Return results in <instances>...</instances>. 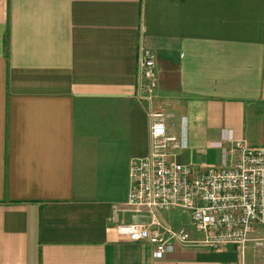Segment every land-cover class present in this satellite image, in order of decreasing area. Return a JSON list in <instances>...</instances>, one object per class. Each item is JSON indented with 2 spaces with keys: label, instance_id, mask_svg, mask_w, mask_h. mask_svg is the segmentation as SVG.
<instances>
[{
  "label": "crops",
  "instance_id": "crops-1",
  "mask_svg": "<svg viewBox=\"0 0 264 264\" xmlns=\"http://www.w3.org/2000/svg\"><path fill=\"white\" fill-rule=\"evenodd\" d=\"M154 113L193 172L220 141L264 146V0H0V264H264V239L154 258L118 232Z\"/></svg>",
  "mask_w": 264,
  "mask_h": 264
},
{
  "label": "built area",
  "instance_id": "built-area-1",
  "mask_svg": "<svg viewBox=\"0 0 264 264\" xmlns=\"http://www.w3.org/2000/svg\"><path fill=\"white\" fill-rule=\"evenodd\" d=\"M156 53L139 48L137 96L150 100L158 84ZM150 152L134 157L128 168L129 191L126 211L132 221L118 227L132 241L152 246V256L162 258L175 247L220 250L227 245L242 251L253 240L264 238V146L254 147L243 139L216 143L218 165L193 172L174 160L184 140L169 134L160 113L152 114ZM180 211L179 225L168 223L162 213Z\"/></svg>",
  "mask_w": 264,
  "mask_h": 264
},
{
  "label": "rangeland",
  "instance_id": "rangeland-1",
  "mask_svg": "<svg viewBox=\"0 0 264 264\" xmlns=\"http://www.w3.org/2000/svg\"><path fill=\"white\" fill-rule=\"evenodd\" d=\"M171 213L168 214V220L170 221L171 224L174 225H179L180 219L185 223V219L183 214L180 211H170ZM166 214V212H163Z\"/></svg>",
  "mask_w": 264,
  "mask_h": 264
}]
</instances>
